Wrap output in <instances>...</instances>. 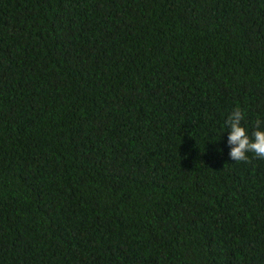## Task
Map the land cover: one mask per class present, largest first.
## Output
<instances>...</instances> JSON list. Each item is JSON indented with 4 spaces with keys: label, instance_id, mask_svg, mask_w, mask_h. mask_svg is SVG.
<instances>
[{
    "label": "trees",
    "instance_id": "obj_1",
    "mask_svg": "<svg viewBox=\"0 0 264 264\" xmlns=\"http://www.w3.org/2000/svg\"><path fill=\"white\" fill-rule=\"evenodd\" d=\"M264 0H0V264H264Z\"/></svg>",
    "mask_w": 264,
    "mask_h": 264
},
{
    "label": "clouds",
    "instance_id": "obj_2",
    "mask_svg": "<svg viewBox=\"0 0 264 264\" xmlns=\"http://www.w3.org/2000/svg\"><path fill=\"white\" fill-rule=\"evenodd\" d=\"M244 116L239 108H236L228 117L226 123L230 128L229 144L232 145L230 157L235 161H248L247 153L252 152L259 158H264V130L260 129L261 121L257 120L256 130L252 137L241 125Z\"/></svg>",
    "mask_w": 264,
    "mask_h": 264
}]
</instances>
